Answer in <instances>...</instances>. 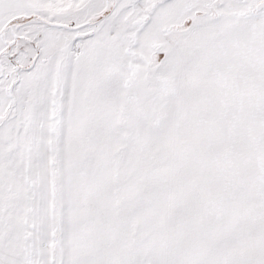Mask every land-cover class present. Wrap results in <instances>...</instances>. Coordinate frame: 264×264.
<instances>
[{
    "label": "snow or ice",
    "instance_id": "obj_1",
    "mask_svg": "<svg viewBox=\"0 0 264 264\" xmlns=\"http://www.w3.org/2000/svg\"><path fill=\"white\" fill-rule=\"evenodd\" d=\"M0 264H264V0H0Z\"/></svg>",
    "mask_w": 264,
    "mask_h": 264
}]
</instances>
